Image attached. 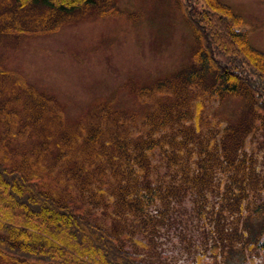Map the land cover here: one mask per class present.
<instances>
[{
	"label": "rangeland",
	"instance_id": "obj_1",
	"mask_svg": "<svg viewBox=\"0 0 264 264\" xmlns=\"http://www.w3.org/2000/svg\"><path fill=\"white\" fill-rule=\"evenodd\" d=\"M221 1L242 17L238 29L264 52V0ZM20 5L0 0V159L39 172L60 198L83 201L95 191L97 203L92 210L85 204L87 212L143 261L238 264L245 242L260 240L253 234L264 226V122L242 97L220 95L214 64L205 57L196 61L197 41L182 0H96L57 13L35 2ZM178 111L191 123L187 140L206 145L221 139L222 129H247L241 128V144L234 133L223 140L225 151L238 152L241 160L233 161L246 170V186L233 189V207L228 200L213 211L193 201L197 188L191 185L171 196L162 207L164 227L151 231L135 200L123 199L121 187L130 178L123 161L112 169L109 157L114 142L140 140L161 114L174 120ZM174 129L168 125L154 140ZM201 148L195 143L189 150ZM158 168L150 180L177 181L174 170ZM218 190L214 185L200 197L211 201Z\"/></svg>",
	"mask_w": 264,
	"mask_h": 264
},
{
	"label": "trees",
	"instance_id": "obj_2",
	"mask_svg": "<svg viewBox=\"0 0 264 264\" xmlns=\"http://www.w3.org/2000/svg\"><path fill=\"white\" fill-rule=\"evenodd\" d=\"M17 1L23 8L30 2L44 4L49 11L56 13L96 4V0ZM182 5L197 41L196 61L205 57L207 62L214 64L220 95L242 97L252 110L249 111L259 115L264 122V52L250 43L245 30L238 29L242 17L221 0H182ZM202 106V103L196 106L195 126L198 130L202 122L199 125L198 112ZM182 112H176L174 120L173 116L167 119L161 114L156 126L147 127L150 131L140 140L114 142V157H109L112 169L116 162L123 161V173L130 175L121 187L123 199L135 200L134 205H138L144 216L145 227L151 231L158 225L164 227L167 211L162 207L169 204L171 196L184 195L191 185L197 188L193 191V201L203 200L213 211H219L228 200L233 207L230 203L233 202V189L246 186V170L234 162L241 160L238 152L233 155V152L225 151L223 145V140H233V133L235 142L241 144V128L244 127L238 125L234 131L222 129L221 139H210L206 145L207 140H194L195 137L187 140L193 133L189 129L191 123L181 115ZM168 125L175 127L174 133L163 132L157 138L159 140H154V135ZM168 136L176 137V140H167ZM195 143L202 146L198 153L189 150ZM152 160L164 167L163 172L167 167L174 170L179 175L177 181H166L161 179L162 176H158L157 181L150 180L152 169L160 172ZM209 160L216 165L207 166ZM233 165L238 174H233ZM242 173L245 178L237 181L236 177ZM214 185L221 191L217 197L211 201L200 197L203 191ZM47 187L39 172L27 171L8 162L6 157L0 159V264H153L141 260L137 253L124 247L119 242L118 232L109 231L87 212L88 208L94 209L92 203H97L95 191H90L87 199L82 201L77 197L76 200L74 197L60 198ZM246 194L249 198L252 195L248 190ZM230 210L233 214V208ZM253 235L260 240L250 238L248 244L245 242L238 264H264V226Z\"/></svg>",
	"mask_w": 264,
	"mask_h": 264
}]
</instances>
